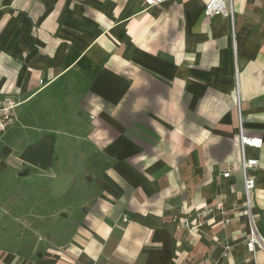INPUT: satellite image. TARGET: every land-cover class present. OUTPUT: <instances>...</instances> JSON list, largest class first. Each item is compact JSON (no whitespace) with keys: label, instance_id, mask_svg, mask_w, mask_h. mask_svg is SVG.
Wrapping results in <instances>:
<instances>
[{"label":"crops","instance_id":"crops-1","mask_svg":"<svg viewBox=\"0 0 264 264\" xmlns=\"http://www.w3.org/2000/svg\"><path fill=\"white\" fill-rule=\"evenodd\" d=\"M208 1L0 0L7 137L50 134L54 153L51 183L20 177L35 211L19 237L36 243L0 264H264L246 248L239 147L240 126L262 140L244 156L264 240V0H233L232 19Z\"/></svg>","mask_w":264,"mask_h":264},{"label":"rangeland","instance_id":"rangeland-1","mask_svg":"<svg viewBox=\"0 0 264 264\" xmlns=\"http://www.w3.org/2000/svg\"><path fill=\"white\" fill-rule=\"evenodd\" d=\"M58 87L59 86L54 85L53 88ZM48 92H51V90ZM40 97H42V95ZM35 101L37 102V100ZM57 106L58 105L45 107V109L42 111H40L38 108L39 116L35 124L37 126L43 127L42 129L48 128L54 123L57 125V120L51 122V125L48 121L50 116H52V114L58 109H61L62 111L65 110L64 108H58ZM17 127L18 126H15L14 128ZM9 129L11 130V128ZM43 135L40 137V139L43 137ZM18 136L19 135L14 136L12 134L11 137L8 138L6 133L3 141L0 142V161H2L4 164V172L0 174V254L5 253L7 256L13 254H29L36 243V237H29L28 239H25L26 235L21 238L19 237V235H22L20 234L21 225L23 226V219H20L21 211H23V209H28L33 212L35 211L34 203H27L25 205L20 201V195L18 193V190L20 189L19 186L22 182L20 177L28 176V186H34L40 181H44V183H51L52 181V170H49V168H51L53 162V150L49 168L44 172H37L21 161L22 154L29 147H32L36 143H25L21 140L22 138H18ZM44 136L50 137V134ZM7 143L9 145L5 147L4 144L7 145ZM3 146L6 149L9 148L8 150L10 155L7 157L6 154L3 153ZM63 200H60V202Z\"/></svg>","mask_w":264,"mask_h":264},{"label":"built area","instance_id":"built-area-1","mask_svg":"<svg viewBox=\"0 0 264 264\" xmlns=\"http://www.w3.org/2000/svg\"><path fill=\"white\" fill-rule=\"evenodd\" d=\"M165 0H144L146 7H153L158 5ZM232 1L233 0H209L204 7V15L206 17L222 16L232 19ZM14 108L12 102L3 103L0 101V140L6 128L11 123V113ZM262 140L259 138H252L243 135L241 126L239 129V147H240V171L242 175L243 194H244V206L241 214L247 219L249 226L248 238L246 241V248L249 252L255 253L256 248L264 249V240L261 237L256 220L253 215L252 205V192L255 188V180L249 175V171L257 166L258 161L256 159H246L244 156V148L246 146L253 148H260ZM224 178L229 177V173L222 175ZM220 209V205H217ZM211 212V210H209ZM224 223L228 224L229 220H224ZM199 264H214L209 260H203Z\"/></svg>","mask_w":264,"mask_h":264},{"label":"water","instance_id":"water-1","mask_svg":"<svg viewBox=\"0 0 264 264\" xmlns=\"http://www.w3.org/2000/svg\"><path fill=\"white\" fill-rule=\"evenodd\" d=\"M52 158V139L43 136L36 144L29 147L21 156V161L40 171L49 168Z\"/></svg>","mask_w":264,"mask_h":264}]
</instances>
